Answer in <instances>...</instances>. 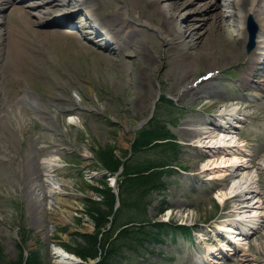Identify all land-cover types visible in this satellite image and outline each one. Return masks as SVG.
Masks as SVG:
<instances>
[{"label":"rangeland","instance_id":"1","mask_svg":"<svg viewBox=\"0 0 264 264\" xmlns=\"http://www.w3.org/2000/svg\"><path fill=\"white\" fill-rule=\"evenodd\" d=\"M93 1L98 3L100 16L109 14L115 6L128 15L132 25L128 29L130 35L135 34L148 49L149 60L145 63L137 48L125 50L124 47L126 54L116 56L114 50L89 41L90 34L84 31H77L80 36L75 32H53V37H57L55 47L42 46L40 51L26 58L20 65L19 78L13 83L0 80V102L7 104L16 92L20 101L12 108L11 118L0 115L1 264L15 263L21 252L25 258L31 253L38 254L43 264H89L96 259L84 260L75 254L80 261L71 263L55 252L63 248V243L74 246L77 240L82 241L77 232L94 233L96 230L92 213L86 211L82 198L91 196L103 200L107 197L103 194L106 185L102 179L107 178V186L112 183L110 173L101 160L98 161L97 154L101 149H111L114 159L122 161L132 148L139 122L151 114L154 100L153 123L158 118L169 123L181 147L173 154L178 167L166 177V188L153 194L149 216L194 224L197 231L192 240L179 230L174 236L165 234L164 240L152 245L144 256L134 258V264H253L255 259H261L264 257V204L260 203L261 216L254 225L256 229L258 225L263 228V235L253 234L256 229L250 228L238 231L249 232L238 235L243 238V247L248 253L242 252L248 255V260L239 262L243 253L235 254L236 246H229L223 235L217 233L221 220L237 217V213L231 212L236 203L232 200L222 203L218 198V194L231 185L232 178H208L210 170L204 166L208 161L211 167L219 164L221 156H213L214 145L227 142L224 137L228 133L217 130L216 134H220L212 137L200 133L207 126L213 130L226 108H237L241 128L238 134L230 135L238 139L235 144L247 157L249 167L241 172L253 175L258 181L256 187L264 194V86L237 88L245 70L239 63L246 61L255 49L247 51L248 36L242 45V59L235 53L233 59L214 61L228 49L224 39L215 47L218 52L213 59L207 53L208 56L193 58L191 62L187 59L169 62L171 54L165 55L168 50L162 36L141 24V11L132 8L130 0ZM183 1L186 4L182 16L198 17L193 27L199 30L202 16L196 8L201 7L204 0L194 4L195 0ZM220 1L223 5L228 2ZM27 2L29 0H19L17 4ZM156 15L160 20L150 18L149 21L155 26L162 25L166 16L159 10ZM52 20L57 22L55 18ZM184 21L178 27L186 28L187 21ZM123 24L125 28L126 23ZM234 24L236 31L242 30V25ZM57 27L47 25L52 30ZM124 33L125 29H119L123 40L130 39L129 33ZM230 38L237 41L239 35L232 34ZM203 47L211 49L210 44ZM44 53L49 57L45 64ZM217 69L220 70L217 77L207 80L198 92L184 90L185 85L189 82L191 85L199 75ZM256 71L263 73L264 63ZM142 77L147 80L146 87H140ZM252 78L256 85L258 77ZM157 89H160L159 96ZM163 94L173 97L175 102L162 100ZM221 146L222 150L225 145ZM160 157L162 154L153 149L140 153L141 160ZM52 159H57L58 163L53 173L62 183L60 192L51 191L48 184L47 169ZM182 166L187 170L181 169ZM162 204L168 205L163 213L160 212ZM131 214L132 211H128V215ZM110 224L111 221L103 230ZM214 246L222 249L216 251L212 249ZM225 246L234 250H225Z\"/></svg>","mask_w":264,"mask_h":264},{"label":"bare ground","instance_id":"2","mask_svg":"<svg viewBox=\"0 0 264 264\" xmlns=\"http://www.w3.org/2000/svg\"><path fill=\"white\" fill-rule=\"evenodd\" d=\"M78 1L80 5L77 3ZM130 1L131 4L135 6L133 7L130 5L132 8H138V10L140 9L141 11V24H145L157 30L162 36L168 50L165 55L167 54L168 57V54H171V60H168L169 62L182 61L185 59L190 61L193 58L200 59L205 57L207 53L212 55L211 58L213 59L215 52H218V48L216 49L215 47H218L217 45L224 39L228 42V49L224 51L220 57H215L216 59L214 61L218 60L219 62H224L233 59L235 53L241 58L243 55L242 45L246 40V31L244 30L245 19L249 14H252L254 18L261 22V28L257 37V48L251 52L247 59V68L241 78V87L258 89L264 86V71L263 73L255 72L256 63L260 62L262 59L261 57L264 56V0H227L228 2L224 5L221 4L220 0H204L202 1L203 3L201 2V7L196 8L202 16L199 30L193 27L196 20L199 19L198 17L192 16L191 14L190 17L187 18L182 16L181 11L186 4L183 0ZM196 1L197 0L192 2V4L196 3ZM187 3H191L190 0H188ZM81 9L87 11L94 16V18L96 17L95 14L98 15V18L101 20L99 29L110 32L111 36H107V42L115 44L113 48L115 52L113 53H115L116 56L126 54L124 53V47L125 50L137 48L138 54L144 58L145 63L149 60L150 54L148 53V49L145 48L135 34L130 35L131 30L128 29L132 27V25L130 24L128 15L124 13L120 7L115 6L114 10L109 14L100 16L98 3L93 0H31L25 5H17L16 0H0V80L8 82V84L13 83L19 78L20 65L26 58L40 51L42 46L49 48L55 47L54 39H57V37H53V32H55V34H72V32L62 29L65 28V26L58 25V22H64L66 18L71 19L72 16H75L76 12ZM158 10L164 13L166 17L162 25L155 26L152 25L149 19L153 18V20H160L158 15H156ZM67 11H69L68 14H59L60 12ZM133 11L135 14L137 13L136 10ZM34 14L36 17L33 16ZM52 18H55L57 22L53 21ZM183 20L187 21V27H178ZM234 22L242 25L243 30L237 29L236 31ZM123 23H126L125 28ZM48 24L50 26L57 25L59 27L52 30L51 28H47ZM86 25V23L82 25V28H85ZM121 28L126 30L124 34L127 35V32L129 33L130 39L126 40L124 38L123 40L119 35V29ZM232 34L239 35V40H232V38H230ZM204 44H210L211 49L203 47ZM107 47L110 46L108 45ZM44 55L43 57H46V61L43 63L45 64L49 60V57L46 53H44ZM239 64L242 65V63ZM36 68L43 71V68L39 66ZM254 73H257L256 76L260 78L259 83L256 85L252 83V76ZM212 78H214V76ZM205 83H207L205 80L197 85L193 83L190 85L189 82L185 85L184 90L186 92H198ZM142 86H147V80L144 77L141 78L140 87ZM144 93H146V89ZM159 93L160 89H157V95H159ZM16 94L18 95L17 92L12 94L14 97L13 99L11 97L7 104L4 105L0 102V115L3 117L11 118L12 108H15L14 105L20 102ZM154 104L155 100L152 102L151 112L154 109ZM236 111V108L228 109L225 114L230 118L235 115ZM148 118L149 117H144L139 122L138 126L144 124ZM215 127L212 130V128L207 126L204 130H200V133L207 134L209 137L217 136L220 133L216 134V131L220 129ZM25 132L26 131H24V133ZM226 133H228V131ZM224 140H227V142L221 144L216 143L214 145L215 151L213 156L215 158L221 156L219 164H214V167H211L209 166L210 161H208L204 167L210 170L208 178H232L231 185L220 192L218 198L220 202L226 200L234 201L236 206L231 212L237 213V217L224 218L217 226L219 229L227 230L228 235L232 237L231 239H227V237L224 236L229 246L236 245L235 254L240 255L243 253L242 258L238 260L241 262V260H248V255L246 254L248 251L243 247V238L238 236L241 232L238 233V226L240 225L236 227V220H243L245 222L243 224L245 228H250V224H256L261 216L258 212L261 208L260 203L264 204V194L259 192L256 187V182L258 181L254 179L253 175L249 173L243 174L241 172L243 169L249 167V165L246 163L248 161L247 157L244 156V151L242 148H239L238 144H235L238 143L237 139L230 134H226ZM221 145H225L222 150L220 149V147H222ZM56 160L57 159H52V162L48 164V184L51 191L60 192L59 189L61 190L62 183L53 173L56 169L55 166H58ZM257 165L258 162H255L254 166ZM262 231L263 228L258 226L253 234H259L258 236H261L263 235ZM250 232L252 231L250 230ZM234 241L237 243H234ZM229 246H225L223 249L234 250ZM212 249L218 251L219 249L221 250L222 247L214 246ZM243 250H245L246 253L242 252ZM55 253L63 260H67L71 263L80 261L73 253L61 247L57 248ZM253 262V264H260V262L264 263V257L255 259Z\"/></svg>","mask_w":264,"mask_h":264},{"label":"trees","instance_id":"3","mask_svg":"<svg viewBox=\"0 0 264 264\" xmlns=\"http://www.w3.org/2000/svg\"><path fill=\"white\" fill-rule=\"evenodd\" d=\"M174 138L173 132L162 121L150 122L138 130L133 143L134 156L124 160V170L117 180L119 208L115 210L117 195L112 187L107 186V179L103 178L102 182L106 185L103 194L107 198L83 197L86 211L91 212L95 220L96 230L94 233L77 232L82 241L77 240L74 246L63 243L65 249L84 260L100 256L95 264H134V258L144 256L152 245L164 240V235L170 230L175 234L173 223L152 219L148 212L153 194L166 188L165 176L171 172L167 166L172 164L166 153L179 147ZM143 149H153L167 159L164 156L157 160H141L139 153ZM97 159L111 174L116 173L122 163L120 159H114L113 150L106 148L98 152ZM106 200L108 203H105ZM128 211L132 214L128 215ZM110 216L111 227L103 230ZM176 227L191 233L184 225ZM31 254L25 258L21 252L18 260L11 264H43L38 254Z\"/></svg>","mask_w":264,"mask_h":264},{"label":"water","instance_id":"4","mask_svg":"<svg viewBox=\"0 0 264 264\" xmlns=\"http://www.w3.org/2000/svg\"><path fill=\"white\" fill-rule=\"evenodd\" d=\"M251 19V18H250ZM252 20L249 22L251 25H249V32H250V47L252 46L254 37H255V33H256V26L252 27ZM249 47V48H250ZM95 261H93L91 264H93Z\"/></svg>","mask_w":264,"mask_h":264}]
</instances>
